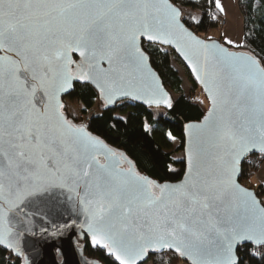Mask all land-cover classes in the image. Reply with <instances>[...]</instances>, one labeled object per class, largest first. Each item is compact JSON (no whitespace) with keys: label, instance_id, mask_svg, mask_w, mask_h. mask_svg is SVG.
I'll use <instances>...</instances> for the list:
<instances>
[{"label":"snow or ice","instance_id":"1","mask_svg":"<svg viewBox=\"0 0 264 264\" xmlns=\"http://www.w3.org/2000/svg\"><path fill=\"white\" fill-rule=\"evenodd\" d=\"M179 17L167 0H0V244L8 246L22 206L68 193L93 245L118 264L163 251L192 264H242L239 245L264 246V207L237 182L241 160L264 155V67L197 39ZM141 38L174 45L211 103L186 127L187 170L177 183L120 168L60 100L75 75L106 104L130 97L172 107Z\"/></svg>","mask_w":264,"mask_h":264},{"label":"trees","instance_id":"2","mask_svg":"<svg viewBox=\"0 0 264 264\" xmlns=\"http://www.w3.org/2000/svg\"><path fill=\"white\" fill-rule=\"evenodd\" d=\"M169 1L181 11V19L185 27L199 37L210 30H215L217 19L222 17L215 0ZM236 5L242 17V46L238 51L255 57L264 67V0H237ZM184 10L198 12L199 16H185ZM141 49L147 55L150 66L171 98L172 107L162 109L164 111L162 116L155 117L153 109H146L130 102H122L112 109L103 110L99 95L86 84H74L72 92L63 99V104L65 105L67 100L80 107L83 116L98 106L96 115L80 120V124L84 125L90 134L101 139L116 152L123 153L134 164L139 174L159 184L176 183L180 181L184 172V126L200 121L207 112L208 104L197 83L171 50L145 42L141 43ZM74 60L76 61V58ZM175 66L182 70L190 84L191 90L187 94L183 91L182 78ZM197 90L204 99V103L202 100H189ZM172 96L176 97L172 98ZM70 120L75 122L74 119L70 118ZM172 141L177 142L175 148L172 146ZM172 153L181 155V158L173 159ZM262 161L264 158L259 156L247 158L241 166V176L247 171L255 173ZM239 182H242V179H239ZM255 187V189L253 187L248 189L258 192L260 194L257 195L258 197L264 196V187ZM78 246L82 248L85 258L89 261L116 264L107 256L106 249L98 246L92 249L87 237L82 241L78 240ZM253 252L258 254L253 255ZM237 255L241 258L242 264H264V247L243 245L238 248ZM148 262L151 264L182 263L179 256L172 252L149 254L146 263ZM0 264H23V261L20 258H14L7 250L0 247Z\"/></svg>","mask_w":264,"mask_h":264},{"label":"water","instance_id":"3","mask_svg":"<svg viewBox=\"0 0 264 264\" xmlns=\"http://www.w3.org/2000/svg\"><path fill=\"white\" fill-rule=\"evenodd\" d=\"M167 2L172 7L176 8L180 12L179 19H180V23L183 24L182 19H181V11L175 5H173L169 0H167ZM183 26L185 27L184 24H183ZM186 29L189 32H191L188 28H186ZM191 33L197 39L202 40L206 44L215 43V44L221 45L222 47L228 49V51H231L233 53L251 56L250 54H248L246 52L230 50V48L227 45L222 44L218 41H206V40L200 38L199 36L195 35L193 32H191ZM142 42H145L147 44H154L156 46L171 50L178 57V59L182 62V64L184 65V67L186 68V70L188 71L190 76L193 78V80L197 83L199 89L201 90V92H202L203 96L205 97V100L208 104V109L211 107V103L207 99V93L204 91V86L198 80H196L191 69L188 67V62L185 60V58L183 56L180 55L179 52L176 51V48L174 45H172V44H161L159 42H152V41H148L145 38H141V40L139 42L140 47H141ZM251 57H253V56H251ZM74 58H76V62H79L81 60V57L79 56L78 53L72 54V59L74 60ZM253 58L256 61H258L255 57H253ZM148 65L151 68L152 72L155 73L157 81H158L159 85L163 88V91L165 93H167V91L165 90V88H164L161 80L159 79L158 75L150 66L149 60H148ZM103 66L107 67L106 64H104ZM73 68H75V64L73 65ZM74 84H86V85H89L90 87H92L93 90L99 95V99L103 104V110L112 109L116 104H119L122 102H130L132 104H137V105L143 106L146 109H148V108H151V109H158V108L167 109L168 108V106L163 104V103L146 104L142 100H135V99H132L130 97L116 98L113 102L106 104L104 99L101 98L99 88H97L94 83H92L91 81H82L81 79L76 78L75 75H74V78L70 81V86H66V90L61 92V94H60V100L62 103H63V99L66 98L72 92ZM167 96L170 98L168 93H167ZM170 100H171V98H170ZM208 109H207V112H208ZM207 112L205 113V115L207 114ZM203 118L198 122L189 123V124L184 126V129H183L184 172H183V175H182L180 180H182L184 178V173L187 170V152H186V149L188 147L189 137L186 133V127L190 124L201 123L203 121ZM77 125H82V124H77ZM86 131H87V129H86ZM92 136H94V135H92ZM103 144L106 145L104 142H103ZM107 148L111 149L109 146H107ZM111 150H113V149H111ZM113 151L115 153H117L116 159L119 162L120 168L126 170V169H129L131 167L134 171L138 172L137 169L135 168L134 164L123 153L116 152L115 150H113ZM251 156H259V157L264 158V155H261L258 151L252 152V153H249L248 155H246L241 160V162L239 164V172H238V176H237V182L239 183V185L242 188H245L246 190L253 192L255 194L256 200L262 206V204L260 203V200L257 196V193L254 190L248 189L247 187L243 186L239 182V179L241 177V166H242L243 162ZM98 159L101 161V163L104 162V156L103 155H99ZM142 176H144V175H142ZM154 182L157 183L156 181H154ZM157 184H159V183H157ZM69 195L70 194H68V193L58 195V198L54 203L44 204V203H41L39 201H33V202L27 204V206H22L23 212L19 213L13 219L12 224L10 225V227H12V229H13V232H12V235L8 238V246H6L5 244H0V247L7 250L14 258H20L23 261V264H100L96 261L87 260L84 256V252H83L82 248H80L78 246V240L82 241V240H84L85 237H87L89 239L90 246L92 247V249H95V247H97V246L101 247L99 245H93L92 233L89 232L88 227H87V225H88L87 217H86L85 213L82 211L79 203L75 199H69L68 198ZM243 245H250V246H253L255 248L264 247V246L257 247L255 245H252L250 242H248L246 244L239 245V247L243 246ZM101 248H103V247H101ZM106 251H107V249H106ZM166 252L174 253L173 251H163V252H155V253L163 254ZM149 254H152V252L148 253L147 257L144 258L143 260H138L137 264L146 263L148 261ZM107 256L112 258L113 261L116 264H118V262L115 260V258L112 257L111 255H109L108 251H107ZM179 258L185 264H192V261L190 259H188L187 257L179 256Z\"/></svg>","mask_w":264,"mask_h":264},{"label":"rangeland","instance_id":"4","mask_svg":"<svg viewBox=\"0 0 264 264\" xmlns=\"http://www.w3.org/2000/svg\"><path fill=\"white\" fill-rule=\"evenodd\" d=\"M228 4V10L227 13L229 14V19L226 18L223 19V17L219 18L221 23L223 22L224 24H220L219 22L217 23V28L215 30H210L206 34H201L200 38L207 40V41H216L219 40L221 43L226 44L225 40H231L234 43L232 45H227L230 50L233 51H238L241 46H242V17L238 12L236 2L237 0H226ZM184 15H194V16H199L198 12H190L188 10H184ZM175 68L178 71V74L182 78V87L183 91L185 94L190 92V84L186 77L183 75L182 70L175 66ZM202 93V92H201ZM203 96V95H202ZM176 96H172V98H175ZM204 97V96H203ZM205 98V97H204ZM198 100V101H203L205 102L204 99L200 96V92L197 90L194 95L190 96L189 100ZM81 108L71 104L69 101H65V114L67 117L74 119L76 123L80 124L81 119H86L90 118L93 115L97 114L98 106H95L93 110L89 111L86 116H83L80 112ZM153 114L155 117L162 116L164 114V111L162 109H153ZM172 146L175 148L177 146V142L172 141ZM172 158L173 159H180L181 155H176L172 153ZM243 175L245 176L244 178H248L245 180L243 178ZM242 179V182H240L243 186L247 188L253 187L254 189L256 188L255 186H263L264 187V161H262L259 165L258 170L255 171V173L251 172H246L245 174H242L240 180ZM258 193V192H257ZM257 195H260L259 193ZM260 200V203L264 206V196L258 197ZM183 263V262H182ZM180 263V264H182ZM146 264H151V263H146ZM185 264V263H184Z\"/></svg>","mask_w":264,"mask_h":264},{"label":"crops","instance_id":"5","mask_svg":"<svg viewBox=\"0 0 264 264\" xmlns=\"http://www.w3.org/2000/svg\"><path fill=\"white\" fill-rule=\"evenodd\" d=\"M215 3H216V0H215ZM219 3H220V5L222 6V8H223V11H220L221 13H222V17H223V19H225L226 20V18L227 19H229V14L227 13V10H228V4H227V2H226V0H219ZM227 9V10H226ZM234 43V42H233ZM227 44V43H226ZM227 45H232V44H227ZM182 264H184V263H182Z\"/></svg>","mask_w":264,"mask_h":264},{"label":"built area","instance_id":"6","mask_svg":"<svg viewBox=\"0 0 264 264\" xmlns=\"http://www.w3.org/2000/svg\"><path fill=\"white\" fill-rule=\"evenodd\" d=\"M218 22H219L220 24H224L223 22L221 23V21H220L219 19H217V23H218Z\"/></svg>","mask_w":264,"mask_h":264},{"label":"flooded vegetation","instance_id":"7","mask_svg":"<svg viewBox=\"0 0 264 264\" xmlns=\"http://www.w3.org/2000/svg\"><path fill=\"white\" fill-rule=\"evenodd\" d=\"M66 115V114H65ZM66 117H67V115H66ZM68 119H70L69 117H67ZM73 121V120H72ZM74 122V121H73ZM74 123H76V122H74ZM77 124V123H76Z\"/></svg>","mask_w":264,"mask_h":264}]
</instances>
